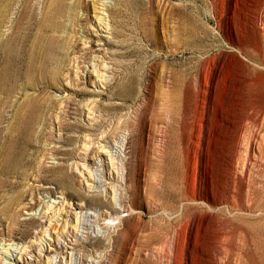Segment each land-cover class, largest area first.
<instances>
[{
    "label": "rangeland",
    "instance_id": "obj_1",
    "mask_svg": "<svg viewBox=\"0 0 264 264\" xmlns=\"http://www.w3.org/2000/svg\"><path fill=\"white\" fill-rule=\"evenodd\" d=\"M172 237L264 264V0H0V264H169Z\"/></svg>",
    "mask_w": 264,
    "mask_h": 264
},
{
    "label": "bare ground",
    "instance_id": "obj_2",
    "mask_svg": "<svg viewBox=\"0 0 264 264\" xmlns=\"http://www.w3.org/2000/svg\"><path fill=\"white\" fill-rule=\"evenodd\" d=\"M235 151L233 152L234 155L237 156L238 154V143H235ZM126 173V172H125ZM127 178L126 175H124V180ZM104 196V194H103ZM103 196L101 195H94L91 197V199L93 201H95L96 203H98L100 206L102 207H105V208H110L112 213H114V215H116L118 217V219H120V223H123L124 222V219L122 217H120L122 214H125L127 213L130 209H127L129 208V206H126V205H122L123 206V209H116L115 207H110V204L104 202L103 200ZM90 199V200H91ZM119 228V227H118ZM132 232V224L130 225H127L126 228H125V232ZM108 243H110V238H107V239H95V241H92L89 242V244H92L94 247H99V248H103L105 247ZM176 250H177V243L175 241V243L173 242V237H172V241L170 243V247H169V251H168V258H169V261L168 262L169 264H175L176 263V259L174 257H172L175 253H176ZM6 252H9L10 251V248H6L5 249Z\"/></svg>",
    "mask_w": 264,
    "mask_h": 264
}]
</instances>
